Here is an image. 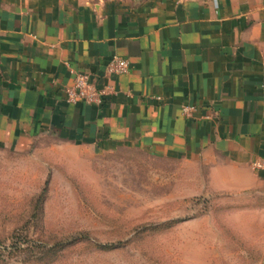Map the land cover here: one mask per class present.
Returning <instances> with one entry per match:
<instances>
[{"label": "crops", "instance_id": "1", "mask_svg": "<svg viewBox=\"0 0 264 264\" xmlns=\"http://www.w3.org/2000/svg\"><path fill=\"white\" fill-rule=\"evenodd\" d=\"M114 56L128 73L109 72ZM75 71L108 90L101 103L66 101ZM47 133L179 160L193 195L243 199L264 223L251 167L264 157V0H0V139Z\"/></svg>", "mask_w": 264, "mask_h": 264}, {"label": "rangeland", "instance_id": "2", "mask_svg": "<svg viewBox=\"0 0 264 264\" xmlns=\"http://www.w3.org/2000/svg\"><path fill=\"white\" fill-rule=\"evenodd\" d=\"M195 175L134 147L0 139V264H262L256 207L193 195Z\"/></svg>", "mask_w": 264, "mask_h": 264}, {"label": "built area", "instance_id": "3", "mask_svg": "<svg viewBox=\"0 0 264 264\" xmlns=\"http://www.w3.org/2000/svg\"><path fill=\"white\" fill-rule=\"evenodd\" d=\"M216 2V0H215ZM130 60L128 58L114 56L108 66L109 72L125 74L130 71ZM75 79L72 85L66 88V101L77 103L79 101L89 104H99L107 95L108 90L99 88L95 81L85 71H75ZM199 111L194 104H183L182 112L187 117H193ZM255 171H264V157H256L251 162Z\"/></svg>", "mask_w": 264, "mask_h": 264}]
</instances>
